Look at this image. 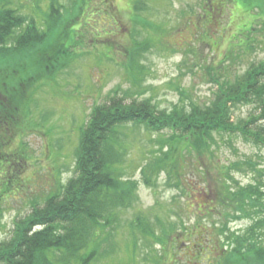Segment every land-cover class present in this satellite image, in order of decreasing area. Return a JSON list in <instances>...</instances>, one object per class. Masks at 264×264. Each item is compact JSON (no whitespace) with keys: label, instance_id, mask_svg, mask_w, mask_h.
<instances>
[{"label":"rangeland","instance_id":"374dc122","mask_svg":"<svg viewBox=\"0 0 264 264\" xmlns=\"http://www.w3.org/2000/svg\"><path fill=\"white\" fill-rule=\"evenodd\" d=\"M113 1L117 9L109 10L118 15L112 19L106 0H60L64 16L74 13L75 7H82L63 19L59 26L63 37L54 38L70 57L69 65L62 68L56 81L48 80L49 85L35 91L33 115L23 121L19 134L10 138L12 151L19 152L27 146L31 158L17 176L13 195L5 205L0 241L11 236L14 220L27 215L32 202L58 187L59 181L66 183L75 175V150L81 128L94 106L103 103L113 89L120 86L133 90L138 98L149 97L159 110L167 112L177 104L189 107L191 102L205 108L216 100L218 86L213 76L225 75L222 81H228L252 62L264 60V11L258 5L248 12L240 4L226 9L220 5L222 0H214L215 14L203 19L207 0H151V10L140 13L147 19L139 22L134 21L131 0ZM11 6L23 18L34 17L39 27H46L49 0H13ZM257 14H261L260 18ZM145 23H154L160 29L145 27ZM27 24L26 18L22 28ZM245 25L252 31L241 34ZM239 41L245 42L242 47ZM138 43L143 46L140 60L146 70L138 72L134 84L127 60ZM230 55L234 60H227L223 66L221 62ZM229 66L233 69L230 73ZM253 109L250 104L238 106L233 111L234 119L242 122ZM168 134L131 124L123 129L122 149L126 154L120 171L124 179H137L139 187L135 206L122 214L123 225L116 236L122 247L119 258L123 264H130L134 253L136 264H155L152 260L159 255L164 257L161 264L220 263L225 259L220 255L230 246H224L228 233L222 235L219 229L226 222L231 231L243 235L253 223L249 218L227 221L226 215L233 211L221 204V194L227 184L237 187L229 177L242 186L264 181V146L240 133H216L212 152L198 155L184 151L177 162L179 176L163 171L152 178L157 186H148L141 169L161 155L156 141ZM176 182L180 187L175 186ZM140 213L155 222L156 218L162 219L166 226L173 224L178 232L183 230L182 223L186 227L198 223L200 226L191 244L189 234H170L164 245L149 244L139 234L136 252L133 246L126 251L131 240L130 225ZM261 239L264 244V234ZM108 261L105 259L102 264Z\"/></svg>","mask_w":264,"mask_h":264},{"label":"trees","instance_id":"16d2710c","mask_svg":"<svg viewBox=\"0 0 264 264\" xmlns=\"http://www.w3.org/2000/svg\"><path fill=\"white\" fill-rule=\"evenodd\" d=\"M12 1L0 0V230L5 205L18 182L17 176L31 158L27 146L22 151H12L10 138L18 135L23 121L33 115L31 104L35 91L49 85L48 80L56 81L62 68L69 65L70 57L54 38L63 37L59 34L63 19L82 10L77 6L74 13L64 16L60 0H49L46 27H39L34 17L23 18L13 9ZM131 1L136 16L134 21L147 19L140 13L151 10V0ZM234 4L244 6L248 12L255 5L264 11V0H222L220 3L226 9ZM205 5L203 19H208L215 14L214 0H207ZM261 14L256 16L260 18ZM26 18L28 24L22 28ZM146 25L153 30L160 29L154 23ZM251 31L250 26L245 25L240 32ZM237 43L242 47L245 42ZM142 48L138 43L128 54L127 71L134 84L138 72L146 70L140 60ZM226 57L221 62L223 66L227 60H234L231 55ZM228 71L233 69L230 67ZM232 75L235 78L228 81H222L225 75L212 77L218 86L216 100L205 108L191 102L189 107L177 104L167 112L159 110L149 97L138 98L133 90H123L120 86L113 89L103 103L94 106L88 122L81 128L75 150V175L66 183L59 181L58 187L32 202L27 215L14 220L11 236L0 241V264H102L105 259L109 260L108 264H123L124 260L119 258L122 247L116 236L123 225L122 214L137 202L139 187L137 179H124L120 171L126 154L122 149L123 129L131 124L143 126L149 132H169L156 141L161 155L141 169L144 183L151 187L157 186L152 178L163 171L179 176L177 162L184 151H194L198 155L212 152L216 133H240L247 140L264 146V60L254 61L244 72ZM244 104L253 105L255 110L238 123L233 111ZM229 178L237 187L227 184L221 194V204L233 211L226 215V220L249 218L253 223L243 235L231 231L228 223H224L219 232L228 233L224 246L229 245L230 249L220 255L225 259L220 258L222 263L217 264H250V261L264 264L261 239L264 217L260 218L264 214V181L242 186ZM178 182L176 187H180ZM195 225L186 227L182 223L183 230L178 232L173 224L166 226L162 219L156 218L155 222L140 213L130 225L131 240L125 246L126 251L133 246L136 252L139 234L149 244L162 245L170 234H189L192 237H186L191 244L200 226L199 223ZM208 244L213 252V244L210 241ZM163 259V255H159L152 262L161 264ZM128 263L136 264L135 253Z\"/></svg>","mask_w":264,"mask_h":264},{"label":"flooded vegetation","instance_id":"af4514ba","mask_svg":"<svg viewBox=\"0 0 264 264\" xmlns=\"http://www.w3.org/2000/svg\"><path fill=\"white\" fill-rule=\"evenodd\" d=\"M107 1V6H108V14H113L111 17H112V19H113V17H115V16H117L118 14L117 13H115V12H111L109 9H112V10H114V8H116L115 7V3H114V1L113 0H106ZM117 9V8H116Z\"/></svg>","mask_w":264,"mask_h":264}]
</instances>
